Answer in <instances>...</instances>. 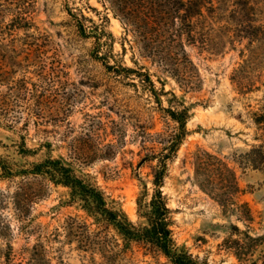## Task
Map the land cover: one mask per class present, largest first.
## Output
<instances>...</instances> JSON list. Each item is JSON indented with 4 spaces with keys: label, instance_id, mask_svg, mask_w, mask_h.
Returning a JSON list of instances; mask_svg holds the SVG:
<instances>
[{
    "label": "rangeland",
    "instance_id": "1",
    "mask_svg": "<svg viewBox=\"0 0 264 264\" xmlns=\"http://www.w3.org/2000/svg\"><path fill=\"white\" fill-rule=\"evenodd\" d=\"M206 2L216 8L206 12L212 26L238 18L264 22V0ZM82 15L92 19L84 20L87 27L103 24L112 34L106 58L96 34L79 28ZM224 32L216 33L215 50L188 47L201 80L197 89H186L125 41L120 19L98 0H0V157L11 171L0 176V264H170L151 245L126 242L111 225L96 221L68 187L23 171L48 155L62 156L142 223L138 201L151 199L157 164L139 165L147 153L143 135L159 151L176 125L164 108L183 105L190 109L188 132L168 161L162 186L174 237L210 264H246L226 240L233 224L264 236V169L236 161L260 143L251 111L263 104L264 72L258 89L238 93L231 76L247 39L226 44L219 39ZM109 65L149 70L158 90H165L161 103L130 79H117ZM111 144V156H97ZM198 149L235 167L252 222L228 215L200 188L193 166Z\"/></svg>",
    "mask_w": 264,
    "mask_h": 264
},
{
    "label": "trees",
    "instance_id": "2",
    "mask_svg": "<svg viewBox=\"0 0 264 264\" xmlns=\"http://www.w3.org/2000/svg\"><path fill=\"white\" fill-rule=\"evenodd\" d=\"M106 10L120 19L125 32V41L139 53L158 63L170 74L181 87L197 89L200 85L199 68L192 59L188 47L198 46L202 50H215L220 42L227 44L247 43L240 50L242 63L234 69L231 76L238 93L244 94L258 89L256 85L264 72V22L248 19H234L223 25L212 26L206 12L215 11L213 5L206 0H98ZM97 10V9H96ZM83 19V20H82ZM77 18L79 28L85 32L96 34V45L102 49V57L106 58V50L112 34L103 24L94 23L87 27L84 20H90L85 15ZM93 23V22H92ZM228 38V39H227ZM117 79H130L137 90L147 92L149 99L161 103V94L149 70L124 65H109ZM262 83V82H261ZM176 98V96H175ZM176 123L170 134L161 139L159 151L148 147L147 136H144L142 149L147 153L141 158L139 165L157 160L153 168L154 192L149 201L139 198L140 216L145 219L142 223L132 221L127 213L118 205L114 198L90 179L79 175L73 165L62 156L55 158L48 155L31 163V167L23 172L34 175H44L56 184L70 189L73 201L79 202L84 209L96 216V221L111 225L126 242H144L163 253L170 264H210L194 256L184 246L177 243L174 237L172 210L162 186L168 171V161L172 159L183 139L187 135V122L190 109L186 106L164 108ZM252 119L258 130L254 144L241 153L236 161L241 167L264 169V100L256 110H252ZM147 134L146 127L141 129ZM46 146H49L46 145ZM109 151L96 153L99 157L111 156L113 145H108ZM0 157V176L11 174L9 167ZM195 177L200 188L219 203L223 211L236 219L250 223L254 215L248 201L242 199L244 190L238 180L237 170L223 158L205 150L198 149L193 154ZM230 237L226 246L232 250L238 259L246 264H256L257 260L264 261L263 235L252 234L250 229H241L237 224L232 225Z\"/></svg>",
    "mask_w": 264,
    "mask_h": 264
}]
</instances>
